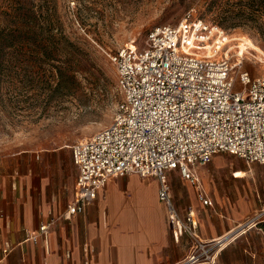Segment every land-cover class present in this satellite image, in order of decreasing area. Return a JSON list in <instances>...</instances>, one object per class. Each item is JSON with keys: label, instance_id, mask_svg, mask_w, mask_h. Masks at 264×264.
Wrapping results in <instances>:
<instances>
[{"label": "built area", "instance_id": "obj_1", "mask_svg": "<svg viewBox=\"0 0 264 264\" xmlns=\"http://www.w3.org/2000/svg\"><path fill=\"white\" fill-rule=\"evenodd\" d=\"M230 42L219 24L185 12L176 24L152 28L141 44L132 42L108 54L121 94L112 121L70 146L78 169L74 201L58 218L42 224L38 240L57 220H70L92 203L109 179L130 174L155 178L176 241L187 235L188 253L173 264H217L229 244L262 229L264 208L224 234L201 237L196 211L176 207L169 171L200 190L197 164L231 153L264 166V75H252L229 56Z\"/></svg>", "mask_w": 264, "mask_h": 264}, {"label": "crops", "instance_id": "obj_2", "mask_svg": "<svg viewBox=\"0 0 264 264\" xmlns=\"http://www.w3.org/2000/svg\"><path fill=\"white\" fill-rule=\"evenodd\" d=\"M195 172L208 205L178 170L168 178L180 214L196 211L202 238L220 236L264 208L263 165L218 153ZM77 175L66 146L0 158V264H173L188 253L190 238L176 241L171 233L158 181L138 174L109 179L83 212L30 239L74 201ZM217 264H264L263 227L225 247Z\"/></svg>", "mask_w": 264, "mask_h": 264}, {"label": "rangeland", "instance_id": "obj_3", "mask_svg": "<svg viewBox=\"0 0 264 264\" xmlns=\"http://www.w3.org/2000/svg\"><path fill=\"white\" fill-rule=\"evenodd\" d=\"M189 9L220 25L207 0H0V158L69 148L108 125L121 99L108 54ZM222 27L231 60L264 75V14Z\"/></svg>", "mask_w": 264, "mask_h": 264}, {"label": "trees", "instance_id": "obj_4", "mask_svg": "<svg viewBox=\"0 0 264 264\" xmlns=\"http://www.w3.org/2000/svg\"><path fill=\"white\" fill-rule=\"evenodd\" d=\"M207 5L216 14L221 27L224 23H231L234 27L240 26L246 15L258 17L264 14V0H207ZM16 36L28 38L27 31ZM261 225L264 229V222Z\"/></svg>", "mask_w": 264, "mask_h": 264}, {"label": "bare ground", "instance_id": "obj_5", "mask_svg": "<svg viewBox=\"0 0 264 264\" xmlns=\"http://www.w3.org/2000/svg\"><path fill=\"white\" fill-rule=\"evenodd\" d=\"M254 51H255V50H254ZM245 52H248V51H246L244 48H239V50H238V53L241 54V55H244ZM256 52L258 53V51H256ZM258 54H260V53H258ZM260 56H261V54H260ZM260 56H259V57H260Z\"/></svg>", "mask_w": 264, "mask_h": 264}]
</instances>
